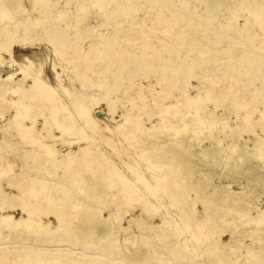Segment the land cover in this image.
Returning <instances> with one entry per match:
<instances>
[{"label": "bare ground", "instance_id": "bare-ground-1", "mask_svg": "<svg viewBox=\"0 0 264 264\" xmlns=\"http://www.w3.org/2000/svg\"><path fill=\"white\" fill-rule=\"evenodd\" d=\"M11 1L0 0V108L5 107L8 113L0 126V168L9 176L6 184L11 189L6 192L0 185V264H99L100 254L109 264H172L179 254L172 251L169 257L158 250L175 243L172 239L148 243L138 253L119 248L116 237L121 228L117 221L125 216L129 221L145 223L138 225L152 231L168 227V218L172 219L180 228V243L175 246L181 244L186 251H194L198 264H264V205H255L256 214L249 213L251 196L264 197V140L254 133L239 141L242 128L251 126L254 112L244 116L236 112L231 131L234 140L227 148L215 133L211 138L215 146L197 150L198 138L192 131V127L205 125L215 128L213 112L207 116L193 112L199 96L211 102L228 100L231 107L245 109L247 103L234 102L244 100L241 96L248 93L250 82H240V89L237 81L229 85L227 80H264V0H184L179 4L175 0H75L69 21L64 18L66 12L59 9V0H30L24 9L19 7L24 16H34L30 21L33 26L24 25L20 12L15 16L17 6ZM17 1L14 4H22ZM219 3L224 4L232 23L217 25V16L223 11L216 9ZM204 5L205 14H197ZM243 7L255 11L237 25L234 19L245 13ZM51 18L57 24L50 22ZM64 19L65 28L71 23L75 43L82 51L73 54L68 52L72 42L48 40L49 51L63 53L68 64L60 65L61 72L55 65L43 67L36 53L14 54V46L26 49L31 30L38 26L47 34L61 31L60 20ZM90 36L101 37L103 49L107 46L116 53L117 47L126 48L122 56L116 53L109 61L112 71L102 61L95 63L101 56L92 54L91 42L84 39ZM83 42H90V46L84 47ZM204 47L210 50L206 52ZM213 66L226 72L213 74ZM156 69L162 72L155 80L132 81L119 92L117 80L137 72L147 78ZM191 77L197 78L198 85L189 83ZM130 88L137 91L135 96L128 95ZM172 89L176 95L172 94L171 102L160 100L169 97ZM61 93L74 94L71 106L75 111L63 102ZM124 97L127 100L123 101ZM135 97L140 105L134 102ZM115 100L124 106V127L101 125L97 115L102 112L100 102L105 101L111 112ZM126 102L132 105L128 107ZM149 105L159 112L157 123L151 127L142 120ZM33 109L43 119L42 128L36 127ZM262 114L263 109L259 118ZM28 117L30 124L25 123ZM259 127L264 131V125ZM149 129L156 131L150 141ZM59 140L65 146L62 151L55 145ZM95 141L108 143L105 146H111L114 156L128 168L112 167L109 156L104 159L105 152L97 153ZM134 143L141 160L129 163L125 158ZM17 159L26 163L25 168H14ZM224 162L234 165L227 174L239 186L233 189L221 183L204 193L208 182L197 180L196 174L204 175L207 167L203 165L214 169ZM150 196L172 207L152 223L144 220L147 207L158 211ZM194 200L202 207L201 215L193 211ZM108 202H114L115 207L103 216L100 209ZM88 228L92 230L87 232ZM224 232L227 239L222 238ZM170 234L162 231L153 237L165 239ZM77 240L86 246L79 253L71 249Z\"/></svg>", "mask_w": 264, "mask_h": 264}, {"label": "rangeland", "instance_id": "rangeland-1", "mask_svg": "<svg viewBox=\"0 0 264 264\" xmlns=\"http://www.w3.org/2000/svg\"><path fill=\"white\" fill-rule=\"evenodd\" d=\"M15 1H17V0H13L11 2L13 3V6L14 5H15V7L17 6L16 10L17 9H19V10H17L18 13L15 10L14 14H15V16H17V15H20V13H21L20 16H22L24 12L21 11V10L24 9V7H27V4L29 5L30 0H24V1L23 0H21V1L18 0L16 2V3L19 2V3H22V4H14ZM183 1L184 0H175V3L179 4V3H182ZM193 1H194V3H197V0H193ZM256 1H258V0H256ZM26 2H28V3H26ZM23 3H24V6H23ZM61 3H62V5H61ZM64 3H66L65 6H63ZM73 4L75 6V0H59V6H61L59 9L60 10H64L66 12V14L67 13L69 14V15L67 14V17H66V14H64V18H67V20L70 19V17H71L70 16L71 12L69 13V11H70V8H71V10H72V7L74 8ZM19 6L20 7L22 6L21 7L22 9ZM63 8H65V9H63ZM221 8L222 9L224 8V4L223 3H219L216 6L217 10H219ZM206 9H207V6L204 5L202 10L200 12H198L197 14L204 15ZM242 10H244L245 13L242 14L241 16H238L236 19H234V20H236L235 22L233 21L237 25L243 22V19L245 18L247 13L249 14V12L255 11V8L254 9H252V8L249 9V7H247V8L243 7ZM220 11H219L220 14L217 16V18H218V24L217 25L218 26H222V25L227 24V23L228 24L232 23L230 20L233 19V18L232 17L230 18V15L228 14V12L226 10H224V9H223V11L222 10H220ZM27 17L26 16L23 17L24 18L23 20L25 22L24 25L27 26L29 24H32V26H33V23H31L30 21H32L31 17L34 18V16L27 15ZM215 17H216V15H215ZM25 18H27V19L25 20ZM65 21H66V19H64L62 21L60 20V23H61L60 26L63 27L61 29V31L51 30L49 32L50 34L45 33L44 30L39 29V27L37 26V28H35V30H31L30 31L31 34H32V38L26 40L27 41L26 49L22 50V49H19L17 46H14V54L18 56L19 54H21V52H24L25 54H28V55H32L33 53H36V56H37V58L39 57V60H41V63L43 64V67L51 69L52 66L55 65L56 71L58 70L59 72H61V66L60 65L63 64L64 66H68V64H66V62L63 59L64 58L63 53H61L59 55H56L55 53H52V52L49 51V49L47 47L48 46V40H50V39L52 40L53 39V40H58V41L63 42V43H71L72 42V44H70L72 47L69 49L68 52H72L73 54H75L74 53L75 51H79V52L82 51L81 50V46L78 43H75L77 39H76V36L73 37V35H72L74 33V31L71 28V23L68 22V26H67V28H65V24H64ZM50 22H53L54 24H57L58 21H56V20L51 18ZM245 30L246 29L241 30V32L245 33ZM90 38H92V39H90ZM90 38L85 37L84 39H86V41L87 40L90 41L91 44H90V42H88V43L87 42L86 43L83 42L82 45L84 47H89L90 45H92V46H90V47L93 48L92 54H100L99 57L101 56L99 58V60L96 61L95 63L98 64V63H100L102 61L101 63H103V66H107L108 70L112 71L109 61H111V60L116 58V53H118V55L122 56V54H124V51L126 50V48L117 47V52L115 53L114 49H113L114 50L113 51L111 48H108L107 46L105 47V49H103V47L100 46L99 42H102V39H100L101 37L98 38V37H95V36H90ZM223 44H224V42H223ZM240 46L242 47L243 44H241ZM219 47H220V45H219ZM108 49H110V50H108ZM203 50L207 52V50H210V49L204 47ZM60 56L62 57V59H61ZM122 59L125 60L126 57L124 56ZM50 64H52V65H50ZM131 67H133V66H131ZM97 68H100V67H97ZM212 68H213L212 69L213 71H211L210 69L209 70H205V71H208V72L211 71L213 74L215 73L217 75L218 74L220 75L221 73L226 72L225 68L224 69L223 68L220 69V67H217V66H213ZM143 69H146V68H143ZM161 72L162 71L160 69H156L153 72H151L149 77H147V78H143V76L140 75V72H137V75L131 76V78H128L126 80H123V79L122 80H117L120 83V86H121V88H119V92L120 91H124L123 87L126 86L128 83H130L132 81L133 82L134 81H137V82L140 81L139 83H142L141 81H143V83H145L146 82L145 80H155V76L161 74ZM124 73H125V71L122 72V76H124ZM192 73L194 74V72H192ZM50 75H52V77H53V73L51 71H50ZM216 81H220V83H222L221 80H217L216 79ZM227 81H228L229 85L232 84L231 82L237 81L238 83L236 82V84H237V86H241L240 89H243V85L239 84L240 82H244V81H249L250 82V84L247 85V86H249V88L247 90L248 93L246 92L245 94H243L241 96V97L244 96L243 97L244 100H241V101H237L236 100L234 102L235 104L247 103V107L245 109L241 108L238 105H237V107L235 105H234L235 107H231V103L228 100H224V101L216 100L214 102H211L209 100H205L206 98L204 99L203 97L199 96V97H201V99L198 97V103L196 104L198 106L195 105V107L193 109V112H197L198 114L203 115V116H207L210 112H213L216 116H215V120H214L215 123H213L215 128H210V127H208L206 125L202 126V127H198V128L197 127H192L193 136L198 138L197 150H202L204 148L215 146V145H212V144L215 143L214 139H211V138H213L212 135H214L215 133H216L215 136L217 135V138L218 137L222 138V141H223L222 142V145H223L222 147H226L227 143L232 142L234 140V137H233V132H231V131H234L233 127H234V125L236 123V116H237L236 112L239 115H242V116H244L247 113L253 114V112H254V119H253V122L251 121V124H250L251 126L245 127L246 129L242 128V131H241V135L242 136L240 135L239 141L247 139L249 136H253L254 133H255V135H258L259 137H261L264 140V131L261 130V128L259 127L260 125H264V99H263V97H264V84H263V81L264 80H262L261 78H258V79L254 78V80H246L245 77H242L239 80H227ZM189 83L194 84V85H196V84L198 85L197 78L196 77H191L190 80H189ZM218 85H220V84H218ZM77 89H79V88H77ZM128 91L130 92V93L128 92L129 93L128 95H133V96H135V94H136L135 92H137L136 90H133L132 88L128 89ZM175 93H176V90L172 89L169 97H166V98L165 97H160V100L164 98L165 101L171 102L172 101V96H173L172 94L176 95ZM126 94H127V92H126ZM195 94H197L196 91H195ZM198 94H200V93H198ZM63 95H64V98H63ZM73 95L74 94H72V93L71 94H67V93L64 94L63 93L61 96H62V98L64 100L63 102L66 103L73 111H75V109L71 106V98L73 97ZM148 96H149V94H148ZM126 97L123 98V101L127 100ZM254 97H258V99L259 98L260 99L257 101L256 99H253ZM67 98H69V99H67ZM113 99H114V96L111 97V100H113ZM68 102H70V105H69ZM134 102L138 103L139 105L141 104L139 98L137 99V97L134 98ZM99 105H100L99 109H101L102 112H99L97 115H98V118L101 119V121H100L101 125L104 124V125H107V126H112V128H114V126L118 127L119 125L121 127H124V124H123L124 120H123V117L121 116V114L123 113L124 106H122V103L120 101H116V100L114 101L113 107L111 106V112H109L108 107H107V103L105 101H102V103L100 102ZM125 105L130 107V105H132V104H129V103L126 102ZM229 105H230V107H229ZM254 109H256V110L253 111ZM262 109H263V114H262L263 117L261 116V118H259L260 117L259 114H260V111H262ZM36 110L37 109H35V110L33 109L32 112L33 111L35 112ZM146 110H147V114H143L142 115V120H144V121L146 120L145 121L146 126L151 127L150 124H156L157 123V121L159 119V114H158L159 112H158L156 107H153V106H150V105L147 107ZM6 111H7V109L5 107H1L0 108V126L3 124L2 123L3 118L5 116H7V114H8V113H6ZM114 111H115V113H114ZM41 113H42V111H41ZM44 113L45 112L43 111L42 114H44ZM1 114H3V116H1ZM38 114L39 113L37 112L36 113V116H37L36 117V127L37 128H42L43 126H42L41 123H42L43 119ZM30 117H31V119H35V115H31ZM30 117H28L25 120L26 121L25 123L30 124L31 119L28 120ZM149 117H151V118L147 120V118H149ZM222 123L224 124L225 127H222ZM51 128H52L53 132H55V134L60 135L59 131L54 129V127H51ZM247 129H248V131H247ZM235 131H237V129ZM155 132L156 131L153 130V129H149L148 130V132H147V134H148L147 140L148 141H150L153 138V136L155 135ZM2 136H3V131L1 130V127H0V139H2ZM202 136H203V138H202ZM94 143H93V145L96 146L97 151H98L97 153H99V152L104 153L105 152L106 155H105L104 159L105 158L106 159L109 158V160H111V162H112V167H117L118 166V168L119 169L122 168V170H124V169L126 170L128 168V165H126V163L125 164L124 163L121 164L122 160L119 157H117L116 155L114 156V154L116 152H115V150L113 148H111V146H105L108 143H105L103 141H97V142L95 141ZM128 144H130V143H128ZM55 145H56V147L58 149H61V151L64 150V148H65V146L62 144V142H60V140L56 141ZM117 146L120 149L122 148V146L120 144H117ZM133 146H134L133 148H132V146L130 147L131 148V154L125 158V160L127 162H129V163H132L133 161H136L138 159L141 160V158L137 157V153H140V152H139L138 148H135L136 143H134ZM72 147H76V144H73ZM263 147H264V144H263ZM4 150H8V147L7 148L4 147ZM21 150L23 151V149L21 148L19 150V152ZM113 150H114V152H113ZM151 159H153V158H151ZM21 161H22V163H21ZM15 162H16V164L14 163V168L16 170L21 169L22 166H23V168H25V166H26L25 165L26 163L22 159H17ZM203 167H207L206 168L207 171H204V175L199 174V173L196 174L197 176H195V178L197 180H199V181L203 180L204 182H208L207 183L208 184L207 187L204 189V193H208L213 188L221 185V183L228 184L233 189H235V188H237L239 186V184H238L239 182L238 181L237 182L234 181V179H231L230 176L227 174L228 171L233 170L234 165H231L229 163H225L224 162V164H220L219 166H217L214 169H211V168H209V166H206V165H203ZM4 170H5L4 168H0V185L3 186V188H4L3 190L4 191L11 192L10 187H8L7 184H6L7 180L9 179V176L8 175L4 176L2 174L3 172H5ZM37 174H38V172H37ZM225 175H226V177H225ZM224 182H226V183H224ZM20 183H22V182H20ZM240 183L244 184V183H246V180L240 179ZM113 191H114V189H113ZM255 196L254 197L251 196L252 202L249 205V210H250L249 213L250 214H256L255 210L257 208H255V205L256 206L264 205V197L259 196L258 194H255ZM149 198H151L153 203H156L155 207L158 208V211L155 212L153 206L147 207L148 210H149V213L147 215H144V217H145L144 220L146 222H151L152 223V222L159 221V219L162 216H165L163 212L172 209V207L169 208L170 207L169 206L170 203L165 205V206H163L161 202H158L152 196H150ZM194 198H196V197H194ZM168 200L170 201L171 198H169ZM194 201H195V205L193 207V211H194V213L196 215H201L202 214L201 212H203L202 207H201L199 201H197V200H194ZM198 203H199V205H198ZM113 204H114V202H111V203L108 202V203H104L102 205V207H101L102 209H100V210H102L101 213H102L103 216H107L108 213L110 212V210H112V208L115 207V206H113ZM137 211H139V210H135V215H139V213ZM13 215L17 216L18 215L17 211L13 212ZM166 216H169V214H167ZM147 217L152 218V219H149ZM129 220H130V217L129 216H125V217H121L120 220L117 221V226H119L121 228V230L117 231V237H116V239L118 240L116 243L119 246V248L125 247L124 248L125 251H128L129 248H130L132 251L133 250H137V253H138L140 250L141 251L145 250L147 248L146 245L148 243H149V245H152L151 243H153L155 245L156 242H160V241H163V240H167L168 241V240L172 239V240L175 241V243L169 244L167 246L158 247V250L160 252H162L166 256L171 257L172 251L177 252V253H175L176 255L179 254L178 257L172 259V264H198V262L195 261L196 260V257H195L196 253L194 251H190V252L186 251L185 249H183V246L181 244L175 246L176 243H180V240L177 239V234H178L180 228H179L178 225H176V224H174L172 222L173 221L172 219L168 218V223H169L168 227L163 228V229H157L156 231H152L150 228H146L144 225H143V227L138 225V224H145L143 222L142 223H136V222H132V221H129ZM91 225H93V226L96 225V222L95 221L92 222ZM93 226L91 228H93ZM221 226H224V225H220V227ZM89 229L90 228H88V230H86V231L88 232V231L92 230V229H90V230ZM162 231L163 232H167V234H170V233H172V234H170V236L166 237L165 239H163L161 237H157V238L153 237L154 233L158 234V233H161ZM174 234H175V236H174ZM171 235L173 236V238H172ZM226 236H227V232H224L222 234V238L223 239H227ZM77 243H78L77 245H71V247L72 246L75 247V249H73V247L71 248L73 251H77V253H79L80 250L86 248V246L83 245V242L79 243V241H78ZM246 243H250V239L246 238ZM114 247H115V245H114ZM126 247H127V250H126ZM155 247H157V246H155ZM97 256H99V255H97ZM154 256H155V254L153 255V253H152L153 262H155ZM72 257H74V254L72 255ZM100 257H101L100 260H97V262L99 264H109V260L108 259H104L101 254H100ZM193 258H194V260H193ZM83 260L86 261L87 259L83 258ZM168 264H169V262H168Z\"/></svg>", "mask_w": 264, "mask_h": 264}]
</instances>
